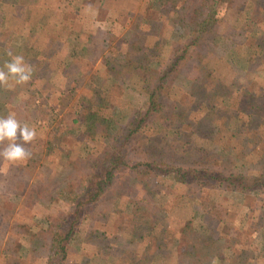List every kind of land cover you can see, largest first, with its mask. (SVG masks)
Returning a JSON list of instances; mask_svg holds the SVG:
<instances>
[{
  "label": "rangeland",
  "instance_id": "obj_1",
  "mask_svg": "<svg viewBox=\"0 0 264 264\" xmlns=\"http://www.w3.org/2000/svg\"><path fill=\"white\" fill-rule=\"evenodd\" d=\"M133 36L158 51L145 61L154 69L174 44L198 36L189 51L207 54L209 69L201 94L184 62L166 107L187 121L147 128L140 156L154 142L156 153L183 159L178 165L264 174V0H0V67L11 52L32 69L25 84L0 85V118L14 115L36 130L23 144L28 159L0 160V264L46 263L48 220L55 227L71 210L88 165L107 153V131L64 121L91 102L90 114L121 126L144 106L143 93L121 90L103 66ZM208 183L119 173L102 205L81 216L64 264H264V191Z\"/></svg>",
  "mask_w": 264,
  "mask_h": 264
},
{
  "label": "trees",
  "instance_id": "obj_2",
  "mask_svg": "<svg viewBox=\"0 0 264 264\" xmlns=\"http://www.w3.org/2000/svg\"><path fill=\"white\" fill-rule=\"evenodd\" d=\"M256 1L258 0H249V3L255 5ZM209 19L210 17L205 20L208 21ZM146 23L150 25L151 29H157V25H154L151 20L146 21ZM135 30H137V26ZM199 38L196 36L191 40V43L189 41L184 45L174 44L170 53L171 58L167 60L166 64L157 62V69L147 65L145 61L150 60L151 57L149 56L154 59L158 57V51L144 48L145 39L140 36H133L131 40L122 44L124 45L122 51L105 57L103 66L113 84L121 90L130 88L143 93L145 95L144 106L130 111L127 122L121 126L111 124L112 115L96 116L90 114L91 102L83 104L82 110L75 113V117H70L64 121L67 128H72L75 125L76 129L79 125L88 124L86 126L89 130L95 129L93 133L107 131L112 138L108 143L107 153L103 155L102 159L97 164L88 165V173L82 180L78 192L74 193V197L71 199V210L60 215L62 217H60L58 224H55V227L48 220L47 234L49 235L47 240L50 239V241L45 264H64L68 242L78 232L77 230L83 220L81 216L90 215L102 205L105 192L111 185L115 184L119 173L141 172L156 177L170 175L175 181L189 186L197 184L202 179L208 181L211 186L222 187L224 184L228 189L231 188L238 192H243L245 186H247L246 190L250 189L248 192L260 193L264 191V174L253 179L233 174L224 177L220 173L209 171V169H195L193 163H191L192 168L191 166L178 165L183 163V159H169L170 155L166 151L156 153L154 142L147 147L145 153L141 154L143 157L138 153L140 147L138 141L144 138V133H148L147 128L156 126L162 130L166 126L178 124L182 119L187 121L185 114L179 113L177 107L172 109L166 107L169 105V100H167L169 91L172 84L180 78V69L184 62L188 61L192 66L191 86L204 94L201 91L205 90L204 88L208 84L206 77L209 75V69L204 65L207 54H203L195 48L189 51L192 43L195 47L199 46ZM97 104L100 105L101 102ZM245 104V109L255 106L254 102L252 105ZM114 127L116 131H114ZM149 142L151 141L149 140ZM176 151L177 149H175ZM217 182L219 185L216 184ZM71 184L72 182L68 186Z\"/></svg>",
  "mask_w": 264,
  "mask_h": 264
},
{
  "label": "clouds",
  "instance_id": "obj_3",
  "mask_svg": "<svg viewBox=\"0 0 264 264\" xmlns=\"http://www.w3.org/2000/svg\"><path fill=\"white\" fill-rule=\"evenodd\" d=\"M0 67V85L12 79L17 85L25 84L31 79V66L25 64L22 56H12ZM36 136V130L29 125H21L14 115L0 118V143L7 142V146L0 150V160L9 163L23 162L29 158V152L23 146L31 142ZM19 139L22 143H17Z\"/></svg>",
  "mask_w": 264,
  "mask_h": 264
}]
</instances>
